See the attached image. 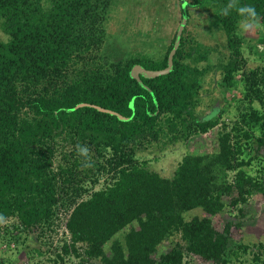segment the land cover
<instances>
[{"label":"trees","instance_id":"trees-1","mask_svg":"<svg viewBox=\"0 0 264 264\" xmlns=\"http://www.w3.org/2000/svg\"><path fill=\"white\" fill-rule=\"evenodd\" d=\"M179 2L188 19L189 7L206 5L211 11L228 53L217 65L222 85L233 87L242 70L239 24H264V0ZM117 5L118 0H0L6 36L0 38V251L13 252L12 246L25 243L23 232H41L58 217L59 205L74 199L67 222L72 241L62 251L68 254L72 248L80 263L182 264L188 254L229 264L250 251L254 262L264 264L263 243H237L231 222L219 231L212 220L230 205L246 206L254 195L264 194L263 182L251 172L253 160L264 150V67L243 77L245 91L260 108L251 107L231 129L224 126L212 154H187L172 176H163L149 169L151 160L141 158L142 152L153 145L163 150L187 142L219 124L215 115L196 113L201 79L211 69L197 63L208 61L210 51L192 43L184 29L172 71L141 76L142 85L131 70L136 65L166 68L177 32L158 58L123 56L107 43ZM133 98L135 115L129 121L93 107L69 111L88 103L130 117ZM60 139L73 146L69 156L75 160L73 167L55 170ZM79 167L89 170L85 178L90 172L95 176L92 183L100 174L107 183L77 203L65 187L82 180ZM194 209L204 216L187 220L185 213ZM170 241L168 250L156 257ZM110 242L108 254L105 245ZM57 258L63 260L61 254Z\"/></svg>","mask_w":264,"mask_h":264},{"label":"rangeland","instance_id":"rangeland-1","mask_svg":"<svg viewBox=\"0 0 264 264\" xmlns=\"http://www.w3.org/2000/svg\"><path fill=\"white\" fill-rule=\"evenodd\" d=\"M188 12L189 19L187 18L184 27L186 37L192 43H202L205 46L204 49L209 48L210 51L208 61L197 63L200 68L210 64L211 69L201 79L196 113L199 116L215 115L219 118V124L208 133L195 135L187 142H178L174 146L168 145L163 150L153 145L149 151L141 153V158L151 160L148 164L150 170L166 177L173 175L178 163L185 155L212 154L218 149V133L224 126L231 129L235 123L240 122L243 114L250 112L251 107L260 108L259 103L252 101L245 91L243 77L264 67V24L258 20L240 22L237 33L243 42L242 70L236 75V85L228 88L222 85V75L217 67L219 60L228 54L225 47V36L213 25L212 13L206 5L196 8L189 7ZM182 20L183 12L179 0H118V5L115 12L111 14L108 25V47L120 48L123 56L140 53L158 58L166 52ZM0 38L6 39L1 26ZM54 150L53 167L55 170H59V167L63 169L73 167L75 157H70L73 153L71 144L60 139L56 142ZM91 156H95V153L92 152ZM86 166L91 168V164L87 163ZM251 166L252 174L264 185V150L258 153ZM87 170L79 167L78 178L82 180L79 183L75 181L74 185H70L69 188L65 187L68 189V196L75 198L77 203L88 199L92 192L102 189L107 183L106 176L103 174H100L96 184L92 183L95 176L90 172L89 177L85 178L84 174L89 171ZM73 187L83 188V190L73 191ZM76 193L78 194L75 195ZM73 200H65L66 202L59 205L58 215L66 217L73 209ZM227 200L230 199L227 198ZM184 216L189 220L195 216L203 217L204 213L201 209H194L185 213ZM212 220L213 225L219 231H223L225 225L231 222L233 224L231 237L237 243L250 246L264 244V194L254 195L246 206L230 205L225 211L213 216ZM133 226L137 227L138 223L134 222ZM62 232H64V224L58 217L41 232L37 230L23 232L21 235L26 237L25 243H21L22 245L20 244L18 248L12 246L16 249H12L13 252L9 254L0 251V264H84L78 262L74 255L66 254H64L63 262L57 261L61 260L57 258V255L61 254L60 251L62 252L65 241L69 238L72 241V237L65 236V233L61 236ZM171 243L172 241L163 244L158 249L156 257L164 254ZM110 246L111 242L105 245L108 254H110ZM36 249L42 250L34 251ZM253 257L254 254L250 251L242 252L239 258L232 257L229 264H261L254 262ZM94 261L101 264L98 260Z\"/></svg>","mask_w":264,"mask_h":264},{"label":"water","instance_id":"water-1","mask_svg":"<svg viewBox=\"0 0 264 264\" xmlns=\"http://www.w3.org/2000/svg\"><path fill=\"white\" fill-rule=\"evenodd\" d=\"M186 22H187V14H186V12H184L182 23H181V25H180V27L178 28V31H177V36H176L174 47L171 50V52L169 54V57H168V65H167V67L162 69V70H148V69L142 67L141 65H136L131 70V73H130L131 77L135 78L136 80H138V82H140V84L143 85V83L141 81V76L146 77V78H156L158 76L166 75V74L170 73L172 71V69H173V59H174V56H175V54L177 52V49H178V47L180 45L182 33H183V30H184ZM144 87H146V86L144 85ZM134 100H135V98H133L132 101L130 102V108L133 110V113H132V115L130 117H124V116H122V115H120V114H118V113H116L114 111H111L109 109H105V108H102L100 106L91 105V104H88V103H80V104L76 105L74 108L69 109V111H72V110H75V109H78V108H81V107H85V106L86 107H93V108H96L97 110H99L101 112H107V113H110L112 115H116L122 121H129L135 115Z\"/></svg>","mask_w":264,"mask_h":264},{"label":"built area","instance_id":"built-area-1","mask_svg":"<svg viewBox=\"0 0 264 264\" xmlns=\"http://www.w3.org/2000/svg\"><path fill=\"white\" fill-rule=\"evenodd\" d=\"M58 218H59V220H62V223L64 224V232H62V234H60L61 236H64L63 235V233H65V236H71L70 235V233H69V231H68V229H67V226H66V224H67V221H68V218H69V215H67L66 217H62V215H58ZM71 238H69V240H66L65 242H68V243H70L71 241ZM82 245H81V243H77L76 244V248L79 250V252H82V247H81ZM63 247V246H62ZM63 252V251H62ZM61 251H60V253H61V255H62V257H63V260H64V254L65 253H62ZM66 255H69V256H72V255H74L75 256V258H77V261L79 262V260H80V258L79 257H76V254L75 253H73V250H72V248H70V251H69V253L68 254H66ZM57 261H61V262H63L62 260H57ZM209 264V263H212V262H208V261H205V260H203V259H201L200 257H198V256H193V255H185V257H184V259H183V263L182 264Z\"/></svg>","mask_w":264,"mask_h":264},{"label":"clouds","instance_id":"clouds-1","mask_svg":"<svg viewBox=\"0 0 264 264\" xmlns=\"http://www.w3.org/2000/svg\"><path fill=\"white\" fill-rule=\"evenodd\" d=\"M74 209V208H73ZM73 209L67 214V215H69V217H70V215H71V213L73 212ZM66 215V216H67ZM57 217H55V219H56ZM68 222V221H67ZM66 226H67V224H66ZM68 229V228H67ZM69 231V230H68ZM70 233V232H69ZM72 237V236H71Z\"/></svg>","mask_w":264,"mask_h":264}]
</instances>
